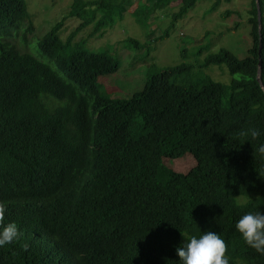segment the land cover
<instances>
[{"label": "trees", "instance_id": "1", "mask_svg": "<svg viewBox=\"0 0 264 264\" xmlns=\"http://www.w3.org/2000/svg\"><path fill=\"white\" fill-rule=\"evenodd\" d=\"M197 1L177 0L173 21ZM129 2L72 0L78 26L62 40L57 21L32 54L26 1L0 0V264H264V0L244 56L200 64H224L227 83H175L179 63L107 98L97 79L118 58L73 37ZM186 152V172L165 163Z\"/></svg>", "mask_w": 264, "mask_h": 264}, {"label": "rangeland", "instance_id": "2", "mask_svg": "<svg viewBox=\"0 0 264 264\" xmlns=\"http://www.w3.org/2000/svg\"><path fill=\"white\" fill-rule=\"evenodd\" d=\"M25 1L27 18L29 16L25 24L33 31L34 47L28 45L34 51H29L32 54L37 52L38 40L57 21L62 20L58 34L65 40L82 20L80 16L68 15L72 0ZM130 1L125 5V12L116 16L111 26L100 23L102 25L96 27L98 18L95 17L73 37V42L82 43L91 52H107L118 58V68L97 79L102 96L129 98L143 87L148 74L179 63L190 67L177 72L178 75L172 78L175 83L186 84L199 74H207L224 83L229 81L230 74L224 64L207 67L200 64L207 54L220 48L231 50L237 57L244 56L249 45L247 18L250 0H219L214 7L215 0H198L175 21L173 12L178 9L177 0H162L156 4H151L153 0ZM136 6H140L139 10H146L141 12L144 16L138 17L139 10H134ZM164 30H167L165 35ZM165 163L183 173L194 165V159L186 152ZM235 200L242 203L247 198L237 195Z\"/></svg>", "mask_w": 264, "mask_h": 264}, {"label": "water", "instance_id": "3", "mask_svg": "<svg viewBox=\"0 0 264 264\" xmlns=\"http://www.w3.org/2000/svg\"><path fill=\"white\" fill-rule=\"evenodd\" d=\"M255 4H256V8H257V19H258V29L260 30V22H259V8H258V0H255ZM259 50H260V44H259ZM260 59L258 61V65H257V73H256V80L258 81V84L261 88V90L264 92V85H263V82L261 80V76H260Z\"/></svg>", "mask_w": 264, "mask_h": 264}]
</instances>
